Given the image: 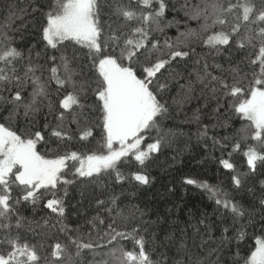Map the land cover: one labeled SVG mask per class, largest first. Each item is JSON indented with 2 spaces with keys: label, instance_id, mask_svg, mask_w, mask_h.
Masks as SVG:
<instances>
[{
  "label": "snow or ice",
  "instance_id": "6c2138e0",
  "mask_svg": "<svg viewBox=\"0 0 264 264\" xmlns=\"http://www.w3.org/2000/svg\"><path fill=\"white\" fill-rule=\"evenodd\" d=\"M176 7L169 0L8 4L0 19V264H166L145 235L155 223L147 213L133 205L125 215L120 196L101 195L152 184L147 169L165 146L163 94L172 84L183 92L174 104L203 98L213 129L243 122L231 134L209 136L208 125L199 133L221 149L230 190L191 177L183 183L206 191L228 222L222 242L240 248L248 238L254 213L237 197L255 196L248 182L264 170V0H183V30L168 18ZM25 32L35 43L22 47L17 34L23 41ZM84 185L101 192L97 213L70 227V189ZM259 191L264 209V180ZM137 214L145 227L115 226ZM259 228L242 264H264V214Z\"/></svg>",
  "mask_w": 264,
  "mask_h": 264
},
{
  "label": "trees",
  "instance_id": "16d2710c",
  "mask_svg": "<svg viewBox=\"0 0 264 264\" xmlns=\"http://www.w3.org/2000/svg\"><path fill=\"white\" fill-rule=\"evenodd\" d=\"M169 2L177 7L168 18L175 17L183 30L184 14L179 9L183 0H169ZM9 3L26 6L29 0H0V19L4 17ZM32 3H36V0H32ZM190 26L195 27V22H191ZM168 33L175 36L176 28L168 29ZM19 35L18 33L17 42L22 47L30 46L29 42L35 43L28 32L24 33L23 41L19 40ZM39 48L40 46L37 45L36 50ZM197 51L202 53L206 49L198 48ZM217 59L224 62L223 58ZM209 62H212L211 59ZM194 67L195 65L189 64L188 68L182 71L187 75ZM199 95L197 91L195 96ZM182 96L183 92L176 84H172L170 90L163 94V99L169 105V118L162 123L166 134L165 146L154 160L149 162L147 169L153 180L152 184L147 187L126 188L124 191L120 186H113L112 191H105L103 195L94 185L74 187L70 189L68 200L70 206L66 223L74 227L95 215L97 213L95 196L101 195V198L107 199L111 195H118L120 196L118 204L125 211V215L129 214L133 205H136L147 213L144 220L155 222L147 225L148 232L145 235L150 241L154 237V254L157 258L163 254L166 264H197L198 261L202 264H238V262L242 264V258L254 249V237L260 234L259 221L264 214V209L259 206L258 198L260 181L264 180V170L258 168V174L255 178H250L248 182L247 187L254 190L255 196L245 191L237 197L254 213L252 218L254 223L247 229L248 238L240 248H237L234 243L222 242V228L224 223L228 222H222L219 218L216 205L206 191L184 184L183 181L185 177H191L230 190L229 175L219 164L221 149L218 146L213 148L211 140L208 137H201L199 133L204 125H208L209 136L219 137L231 134L233 129H238L243 122H233V129H213L212 126L216 120L209 108H203V98H190L183 105L172 102L173 98L180 99ZM197 113L200 116L199 121L194 119ZM5 115L6 112L0 111V118ZM224 154L227 155V150H224ZM232 161L239 171H247L244 159L239 153L232 155ZM24 214L30 217L33 215L30 211H25ZM43 214V210L38 211L35 219L40 220ZM102 215L107 224L110 218L106 213ZM201 220L205 223L201 224ZM134 225L145 227L138 214L131 220L117 218L115 226L131 228ZM206 225L211 227L206 228ZM168 236L172 239H166ZM181 244L185 247L181 248Z\"/></svg>",
  "mask_w": 264,
  "mask_h": 264
}]
</instances>
